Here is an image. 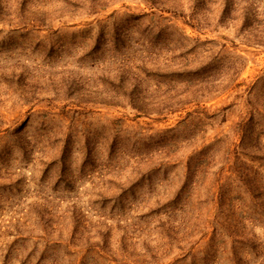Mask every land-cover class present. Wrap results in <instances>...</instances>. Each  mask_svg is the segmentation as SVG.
<instances>
[{
  "label": "rangeland",
  "instance_id": "obj_1",
  "mask_svg": "<svg viewBox=\"0 0 264 264\" xmlns=\"http://www.w3.org/2000/svg\"><path fill=\"white\" fill-rule=\"evenodd\" d=\"M0 264H264V0H0Z\"/></svg>",
  "mask_w": 264,
  "mask_h": 264
},
{
  "label": "trees",
  "instance_id": "obj_2",
  "mask_svg": "<svg viewBox=\"0 0 264 264\" xmlns=\"http://www.w3.org/2000/svg\"><path fill=\"white\" fill-rule=\"evenodd\" d=\"M176 14H178L176 12ZM182 18L186 19L184 15H180ZM186 25H191L190 23H188V21H186L185 23ZM192 28L194 27V25H191ZM161 36H163V34H161ZM169 53H170V50H169ZM170 62V61H168ZM204 71L200 68H197L195 70H185V71H182V72H172V70L170 72H168V75L165 74V75H161V74H153L151 72H147V71H144L143 74L146 76V77H149L152 79V77H156V78H161L163 79L164 81H167L168 83H171L172 80H175V81H182L183 85H185L182 89H185L183 93H179L177 92V89L178 88H175L174 86H171L170 84H167L168 85V88H167V91L166 93H168V108H166V111L167 110H171L169 107H172L176 104L180 106V97L182 95H191L192 94V97L191 98L192 100L189 102V104H192L193 106H196L198 109L200 107L201 108V111L203 112H206L207 113V108H206V104L211 101L213 98L211 92L209 90H207L206 88H204V86L202 85V87L198 90V92H201V97L206 99L205 101L202 100V102H198V103H194V95L195 93H198L196 89L192 88V87H186L191 85V84H188V83H184V81H196L198 80L202 75H203ZM143 84V80L140 81V84H138L135 88H133V92H132V95L133 96H129V101L131 103V107H133L137 112H139L140 114L142 115H152L154 114L156 111H159V112H162V110H155V106L157 105L156 102L155 103H152V102H149L147 103L145 100H143V98L145 97H142V101L144 104L142 105H138L136 106L134 104V98L136 99H140V96L138 95H141V91H139V89H142L140 88ZM202 84V83H201ZM145 85V84H144ZM223 88H227V86L225 87H222V88H219V92L222 91ZM148 88L146 87V90H143V92H149L147 90ZM218 90H216L215 92H217ZM215 92L213 94H215ZM208 95H211V96H208ZM164 96V95H163ZM206 97H209V98H206ZM212 98V99H211ZM165 103V102H164ZM135 105V106H134ZM167 105V104H166ZM178 106V107H179ZM181 108V107H179ZM182 109V108H181Z\"/></svg>",
  "mask_w": 264,
  "mask_h": 264
}]
</instances>
